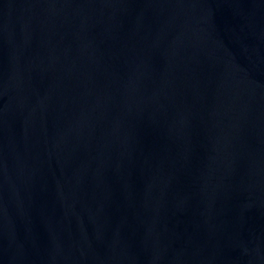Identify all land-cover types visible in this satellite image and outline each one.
<instances>
[{"label": "water", "instance_id": "1", "mask_svg": "<svg viewBox=\"0 0 264 264\" xmlns=\"http://www.w3.org/2000/svg\"><path fill=\"white\" fill-rule=\"evenodd\" d=\"M0 264H264V0H0Z\"/></svg>", "mask_w": 264, "mask_h": 264}]
</instances>
